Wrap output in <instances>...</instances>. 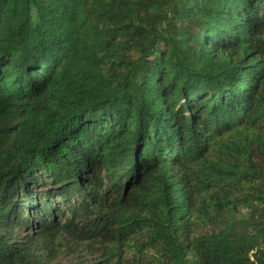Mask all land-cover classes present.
Segmentation results:
<instances>
[{
  "label": "trees",
  "instance_id": "16d2710c",
  "mask_svg": "<svg viewBox=\"0 0 264 264\" xmlns=\"http://www.w3.org/2000/svg\"><path fill=\"white\" fill-rule=\"evenodd\" d=\"M0 264H264V0H0Z\"/></svg>",
  "mask_w": 264,
  "mask_h": 264
}]
</instances>
